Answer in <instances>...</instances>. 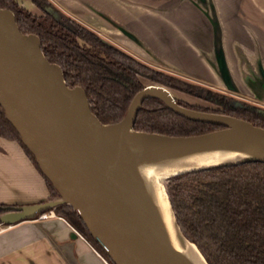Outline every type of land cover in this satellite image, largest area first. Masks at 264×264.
<instances>
[{
    "label": "water",
    "instance_id": "obj_1",
    "mask_svg": "<svg viewBox=\"0 0 264 264\" xmlns=\"http://www.w3.org/2000/svg\"><path fill=\"white\" fill-rule=\"evenodd\" d=\"M141 1L159 12L164 8L151 5L150 1L173 2V10L185 1L195 19L190 20L196 34H190L194 36L191 41L198 47L195 56L205 60L224 89L264 103V62L259 45L252 36L256 45L251 51L240 43L226 46L214 0ZM199 17L205 28L198 26ZM112 25L118 35H124L150 61L188 72L184 62L167 59L158 46L131 24L119 20ZM166 35L162 38L164 43L168 42ZM146 81L119 120L102 123L90 109L84 88L69 85L61 65L47 59L39 35L22 33L13 11L0 7V108L34 158L38 167L31 158L30 161L46 192L32 201L1 200L0 205L14 210L2 213L0 224L32 219L41 211L67 204L104 249L110 264H210L183 229L164 182L186 171L263 162L264 127L232 114L187 107L177 101L185 100L171 90L176 87L191 97L205 100L209 91H216L235 109L250 106L260 113H264V104L233 97L176 75L171 81L175 87ZM148 97H157L165 107L183 117L222 126L185 136L137 130L134 121ZM211 104L213 109L222 108ZM0 138L15 141L23 149L15 139L1 135ZM156 175L164 187V195L156 185ZM46 181L57 197L51 198ZM69 235L72 239L79 236L73 228ZM65 252L68 264H79L69 250Z\"/></svg>",
    "mask_w": 264,
    "mask_h": 264
},
{
    "label": "trees",
    "instance_id": "obj_2",
    "mask_svg": "<svg viewBox=\"0 0 264 264\" xmlns=\"http://www.w3.org/2000/svg\"><path fill=\"white\" fill-rule=\"evenodd\" d=\"M0 7L14 12L22 33L34 32L40 36L47 59L61 65L69 85L79 84L84 88L90 109L102 123L122 117L137 90L144 86L143 80L171 85L168 73L101 42L89 30H69L49 15L41 21L14 0H0ZM209 100L222 108L198 107L177 99L193 109L232 114L264 127V113L256 107L235 109L216 91H209ZM221 126L183 117L165 107L157 97L143 100L134 121L137 130L184 136ZM0 135L21 143L1 108ZM21 145L38 167L31 153ZM46 183L51 194L57 195L51 184ZM166 185L183 229L210 264H264V161L186 171L168 179ZM55 211L106 256L70 205Z\"/></svg>",
    "mask_w": 264,
    "mask_h": 264
},
{
    "label": "crops",
    "instance_id": "obj_3",
    "mask_svg": "<svg viewBox=\"0 0 264 264\" xmlns=\"http://www.w3.org/2000/svg\"><path fill=\"white\" fill-rule=\"evenodd\" d=\"M104 1L113 2L118 6L121 4L120 8L125 7L123 10L131 11L133 15L139 13L142 18L135 19L134 24L130 23L132 28L158 46L170 61L184 62L187 65L188 59L184 56L188 55L192 62L199 61L200 64H204L203 60H196L198 47L192 43L194 36L190 35L194 32L190 20L195 19L187 6L177 11L178 13L174 10L164 13L153 9L152 6L143 5L141 0H121L120 4L115 0ZM214 2L224 31L226 46L240 43L247 51H251L256 45L252 38L254 36L264 62V0H214ZM127 4L136 5L138 10L128 7ZM150 17L157 20L156 28L162 30L164 35L169 33L170 41H176L190 51L187 49V52L180 54L175 50L171 56L166 50L167 46L172 45L167 41L164 43L162 39L158 44L151 31L147 29H150ZM202 32L204 33V29ZM166 36L168 38V34ZM31 161L18 143L0 138V201L14 203L32 201L45 195L41 177ZM72 228L79 234L78 238L72 239L69 235ZM81 233L64 216L54 214L48 218L33 217L15 224H2L0 264H68L65 258L66 249L74 255L79 264H110L106 256ZM64 244L66 245L64 248L60 247Z\"/></svg>",
    "mask_w": 264,
    "mask_h": 264
},
{
    "label": "flooded vegetation",
    "instance_id": "obj_4",
    "mask_svg": "<svg viewBox=\"0 0 264 264\" xmlns=\"http://www.w3.org/2000/svg\"><path fill=\"white\" fill-rule=\"evenodd\" d=\"M14 1H16V3H19L20 6L27 9L33 16H36L41 21L44 20L47 15H49L56 22H58L60 25L64 26L65 28L69 30L74 31V30H79V29H86L87 31L89 30L93 32L99 38L101 42L118 48L119 50L133 57L135 60L137 59L141 62H145L149 66L154 67L158 70H163L166 73L169 72V75L171 78L170 83L172 80L175 79V75H176V76L187 78L188 80H191L192 82L205 84L211 88H213V86L216 84L220 85L218 83L217 77L211 73L209 66L203 59L201 60H203L204 64H200L199 61L192 62V60H190V56L188 55L184 56L186 59H188V63H187L188 72H184V71L180 72V71L174 70L169 67L166 68L164 66H161L154 61H150L149 59L145 58L143 55V52L137 46H134L132 42L128 41L124 35H121V34L118 35L119 31H116L113 28V25H112L113 21L118 22L119 20H123L127 22L128 24L130 23L134 24L135 19L139 20L140 18H142L140 17V15H138L139 13L137 15H135L134 13L133 15L131 11L123 10L125 7L121 6L122 8H120L121 4L119 2H121V0H115L118 2V4H120L119 6L116 5L115 3L113 4V2L112 3L109 1L105 2L104 0L102 1L101 0H14ZM150 4L153 6L163 7L164 9L162 12L164 13H170V11L173 12V9H171L173 7L172 6L173 2L154 4L152 1H150ZM127 5L128 7L133 8L134 10H138V8H136L137 7L136 5L134 6H131L129 4ZM179 5H180L179 7L177 6V8L174 9V12H177L179 10L181 11L183 7H186L185 1L181 2V4ZM50 11L53 13H56V15L58 16L55 17ZM137 12L138 11H136V13ZM149 19H150V29L149 28L147 29L151 31L153 36L156 38V42L159 44L162 38L165 39L164 32H162V30H160L159 28H156L158 26V22L156 19H154V17H150ZM144 22L147 23V21H144ZM202 25L203 24L199 17L198 26L205 28ZM155 29L158 31H156ZM167 34H168V42L172 46H167L166 51H168V53L171 54V56H173L172 52H174L175 50H177V52H179L180 54L187 52L188 48L185 49L181 47V45L177 44L176 41L174 42L170 41L169 33L167 32ZM41 46H42V40H41ZM198 59L200 58L199 57L196 58V60ZM216 89L223 90L225 93L233 97L237 96L244 100L247 99V100H251L256 103H259L261 105L263 104L262 102L260 103L252 99L247 94L245 95L240 92H234L231 90L229 91V90L224 89L223 87L222 88L217 87ZM223 97L226 99L225 96ZM206 101L211 102L209 100V92L207 93ZM54 197H57V195L51 194V198H54ZM11 210H14V209L2 203L0 205V216L2 213L11 211ZM52 210H53L54 215L61 216L56 213L55 209H52ZM46 211L48 210L41 211L39 214H41L42 212H46ZM38 218H48V217H38ZM25 220L26 219L19 220V221H25ZM2 224H5V223H2ZM5 225H10V224H5Z\"/></svg>",
    "mask_w": 264,
    "mask_h": 264
},
{
    "label": "rangeland",
    "instance_id": "obj_5",
    "mask_svg": "<svg viewBox=\"0 0 264 264\" xmlns=\"http://www.w3.org/2000/svg\"><path fill=\"white\" fill-rule=\"evenodd\" d=\"M143 82L147 83L146 80H143ZM169 86H171V85H169ZM172 87H175V86L172 84ZM214 87L215 88H217V87H221L222 88V86L218 85V84L214 85L213 89H214ZM175 88H172L171 92H173L176 97H179L180 99L185 100L187 103H189V104H191L193 106H198V107L202 106V107H208V108L214 107L210 102L206 101L202 97H199V99L195 98V97H191L190 95L186 94L185 92L183 93V90L179 91L178 89H175ZM164 184L166 185V181L164 182Z\"/></svg>",
    "mask_w": 264,
    "mask_h": 264
},
{
    "label": "bare ground",
    "instance_id": "obj_6",
    "mask_svg": "<svg viewBox=\"0 0 264 264\" xmlns=\"http://www.w3.org/2000/svg\"><path fill=\"white\" fill-rule=\"evenodd\" d=\"M155 181H156V185H158V188L160 189V192L164 195V187H163V185H161V183H160V179H159V176L158 175H156L155 176Z\"/></svg>",
    "mask_w": 264,
    "mask_h": 264
},
{
    "label": "built area",
    "instance_id": "obj_7",
    "mask_svg": "<svg viewBox=\"0 0 264 264\" xmlns=\"http://www.w3.org/2000/svg\"><path fill=\"white\" fill-rule=\"evenodd\" d=\"M50 215H53V210L52 209H48V211L42 212L41 214L38 215V217H48Z\"/></svg>",
    "mask_w": 264,
    "mask_h": 264
}]
</instances>
